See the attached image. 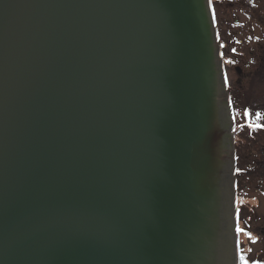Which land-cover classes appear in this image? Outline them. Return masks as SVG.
<instances>
[{
	"label": "water",
	"instance_id": "obj_1",
	"mask_svg": "<svg viewBox=\"0 0 264 264\" xmlns=\"http://www.w3.org/2000/svg\"><path fill=\"white\" fill-rule=\"evenodd\" d=\"M226 77L212 0H0V264H238Z\"/></svg>",
	"mask_w": 264,
	"mask_h": 264
},
{
	"label": "rangeland",
	"instance_id": "obj_2",
	"mask_svg": "<svg viewBox=\"0 0 264 264\" xmlns=\"http://www.w3.org/2000/svg\"><path fill=\"white\" fill-rule=\"evenodd\" d=\"M220 47L227 73L229 92L232 98L235 125V144L245 141L250 150L253 120L251 110L255 89L258 88L256 66L262 67L264 79V0H212ZM259 7L256 16L255 8ZM261 56V57H259ZM261 58V59H259ZM241 68L238 72L237 67ZM264 91V85H260ZM236 116V117H235ZM241 166V163H239ZM260 191L254 186L237 189L238 203V251L241 260L247 254L251 263L259 264L264 259V219L254 212L255 197ZM261 225V226H260Z\"/></svg>",
	"mask_w": 264,
	"mask_h": 264
},
{
	"label": "flooded vegetation",
	"instance_id": "obj_3",
	"mask_svg": "<svg viewBox=\"0 0 264 264\" xmlns=\"http://www.w3.org/2000/svg\"><path fill=\"white\" fill-rule=\"evenodd\" d=\"M254 8L256 12L254 15L257 16L259 14V7ZM259 62H257L258 65L255 67L256 71H259L256 79L258 88L254 92L251 110L253 120L251 131L252 142L250 150H248V146L245 148L247 143L245 141L238 142L237 139V180L238 187L239 185H242V188L254 186L260 191L256 194L258 197H255L254 212L260 214L259 219H264V91L261 92L259 89L260 85H264V79L262 74H260L262 67L259 66ZM239 163H241V166ZM242 256L247 261L240 260L239 264H256L255 262L251 263L247 254L243 253ZM256 259L260 261L259 264H264V259Z\"/></svg>",
	"mask_w": 264,
	"mask_h": 264
}]
</instances>
